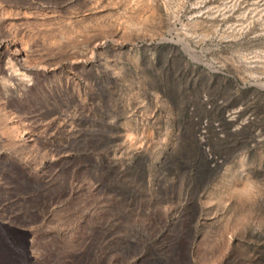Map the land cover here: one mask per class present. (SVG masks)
Wrapping results in <instances>:
<instances>
[{"label": "rangeland", "instance_id": "obj_1", "mask_svg": "<svg viewBox=\"0 0 264 264\" xmlns=\"http://www.w3.org/2000/svg\"><path fill=\"white\" fill-rule=\"evenodd\" d=\"M0 220L31 264H264V0H0Z\"/></svg>", "mask_w": 264, "mask_h": 264}, {"label": "bare ground", "instance_id": "obj_2", "mask_svg": "<svg viewBox=\"0 0 264 264\" xmlns=\"http://www.w3.org/2000/svg\"><path fill=\"white\" fill-rule=\"evenodd\" d=\"M0 220V264H31L26 232Z\"/></svg>", "mask_w": 264, "mask_h": 264}]
</instances>
